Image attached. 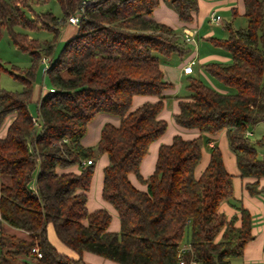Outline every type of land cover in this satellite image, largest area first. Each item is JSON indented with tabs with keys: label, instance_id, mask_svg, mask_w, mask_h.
I'll use <instances>...</instances> for the list:
<instances>
[{
	"label": "trees",
	"instance_id": "obj_1",
	"mask_svg": "<svg viewBox=\"0 0 264 264\" xmlns=\"http://www.w3.org/2000/svg\"><path fill=\"white\" fill-rule=\"evenodd\" d=\"M48 1L0 0V38L7 30L15 46L29 52L34 63L49 57L54 44L30 39L16 28L57 35L84 0H55L63 18L52 12L35 14L33 8ZM161 1L185 23L192 22L199 10V0H92L84 5L76 34L45 69L53 91H46L37 102L38 125L29 109L33 70L11 73L21 81V91L0 88V128L8 115L15 114L6 136L0 138V217L29 236L16 242L1 232L0 264H12L13 254L25 255L29 261L23 260L24 264H86L85 251L119 264H178V251L188 233L191 251L183 255L186 260L231 264L253 239L251 213L240 202L233 203L239 213L230 218L219 211L233 197V175L226 170L218 146L210 149L206 168L195 178L209 141L205 136L187 140L175 135L170 144L160 146L154 173L147 179L140 174L150 144L168 125L159 114L164 108L163 91L173 83L164 79L161 61L173 54L183 57L191 45L183 34L150 18ZM244 4L245 29L227 27L228 38L206 39L231 59L230 64L202 65L221 86L188 77L190 95L179 102L180 111L173 118L203 134L226 129L240 176L260 179L264 159L257 148L264 149V135L253 140L247 133L264 122V0H244ZM5 71L0 60V75ZM135 95L160 99L130 110ZM102 112L119 117L120 125L105 124L97 147H84L81 139L89 122ZM103 153L109 163L102 196L118 212V233L108 230L112 216L106 209L89 212L86 205L94 158ZM86 160L91 164H83ZM75 165L79 174L57 171ZM131 173L147 185V191L132 185ZM245 188L252 195H264L258 181L246 183ZM49 225L78 258L51 244ZM7 245L12 250H5ZM35 246L40 258L32 252Z\"/></svg>",
	"mask_w": 264,
	"mask_h": 264
},
{
	"label": "crops",
	"instance_id": "obj_2",
	"mask_svg": "<svg viewBox=\"0 0 264 264\" xmlns=\"http://www.w3.org/2000/svg\"><path fill=\"white\" fill-rule=\"evenodd\" d=\"M211 14L220 16L222 20L221 23L215 24L211 22L209 18ZM193 16L194 19L192 22H182L181 20H179L177 13L166 2L161 1L159 6L153 10V13L150 17L151 19L159 23L166 24L167 26L171 27L172 29L176 30L178 33L181 34H183L185 30L196 31L195 39L197 40V44L190 45V47H193L195 50L189 54V56L185 59L184 62H181L178 65L177 68H179L180 70L179 77L188 78L190 76H194L195 68L193 73L190 75H186L183 73V66L187 64V62H189L191 59H195L196 65L200 63L201 66L208 62H219L223 64L231 63L230 57H228L221 49L215 47L213 51H210L206 56L201 59H198L199 44L203 41H207L206 39L209 37H216V33L213 27H222V29H224V31L226 32L225 38L229 37V31L227 27H231L234 30L245 29L247 27L244 0H199V10L194 13ZM237 20L242 21L240 23L241 25H239L240 27L236 26L235 24ZM60 32L63 34L62 41L66 42L76 34L77 27L71 24H67L65 25V27L59 29V33ZM52 58H55L53 53L49 57H46L44 59H46V61L49 63ZM165 62L166 61L164 60L161 61V69L164 72V79L167 82H171L167 79L168 67ZM48 63L46 65L42 62V64L46 65V68L48 66ZM36 87L37 86H34L31 104H37L41 95H44L46 93L40 92L39 94H36ZM189 95L190 93L187 89L186 91H183V88H180L178 86L176 87L174 85L172 88L163 91L164 108L160 112L159 118L167 121V129L161 137H159L157 140L150 144L148 153L144 156L141 161L140 174L143 179H147L154 173L160 146L164 144H170L175 135H179L187 140L194 139L201 135L208 138L209 141L205 144L202 150L201 160L194 172L195 178H199L203 170L206 168L210 160V149L214 146H218L222 152L226 170L233 175V197L229 201L223 202L219 211L225 214L227 218H230L233 215L239 213L238 210L233 207V203L240 202L245 208L249 210L253 221V239L245 245L243 255L241 257L233 259L231 261V264H264V195H252L245 188L246 183H254L255 181L259 182V187H264V177H261L260 179H255L251 177L242 178L240 176L236 156L231 151L229 146L226 129H223L219 133L214 135L203 134L196 128H185L175 122L173 116L179 113L180 111L179 102L185 97H188ZM159 99L160 97L155 95H135L132 98L130 110H135L136 108L142 106L144 103L147 102L155 103ZM14 118V113L6 117L2 127L0 128V138H4L6 136L8 127L10 123L14 120ZM107 123L118 127L120 125V118L105 112L97 114L87 126V131L81 139L82 145L87 148H96L101 137L102 128ZM249 133L250 135H252V132L250 130ZM257 151L258 155L264 159V149L257 148ZM94 159V172L91 179L90 188L86 193L87 209L89 212H94L100 209H106L112 216L108 230L110 232L118 233L121 228V222L119 219L118 212L113 207V205L107 202L102 196V189L104 183V168L108 165L109 158L106 153H103L96 154ZM57 171L59 173L74 172L79 174L80 167L78 165H75L65 169L58 168ZM129 179L136 189L140 191H147V185L143 181H141L135 174H129ZM0 228L24 232L4 223L1 217ZM48 239L60 253L72 258H78V254L76 252L66 247L57 238L52 225H49L48 227ZM82 259L86 264H119L115 261L103 258L99 255L87 251L83 252Z\"/></svg>",
	"mask_w": 264,
	"mask_h": 264
},
{
	"label": "rangeland",
	"instance_id": "obj_3",
	"mask_svg": "<svg viewBox=\"0 0 264 264\" xmlns=\"http://www.w3.org/2000/svg\"><path fill=\"white\" fill-rule=\"evenodd\" d=\"M33 9L35 14L52 12L55 16L59 18H63L64 16L61 7L58 5V3L55 0H50L47 3L36 5ZM32 14H33V18H36V15L34 13ZM32 14L29 13V16H31ZM241 22H242L241 20H237L235 22L236 26L241 25L240 24ZM67 24H68L67 20L64 21V25L60 26L59 29L65 27V25ZM213 29L215 30L216 38L226 39L225 38L226 32L224 31V29H222V27L217 26V27H213ZM16 31L21 32L27 35L30 39H34L41 43L45 41L52 42L54 44L53 55L55 57L58 56V54L65 45V42L62 41L63 34L61 32L56 35L52 31H48L44 29H30L27 27H17ZM196 44H197V40H196ZM188 49L190 50V52L185 54L183 57H181L179 54H173L165 62L168 67L167 79L171 81V83H173L174 86L183 88V91H186L188 78L179 77L180 70L177 67L181 62L185 61V59L189 56L191 52L195 50L193 47H189ZM213 49L214 47L209 42L207 41L201 42L198 47V59L203 58L210 51H213ZM0 60L8 70L0 75V88L10 91H21L23 88L21 81L19 79H16L15 76L11 73L13 72L21 75L24 74L26 71L33 70L34 86H37L35 88L36 94H39L40 92L44 93L51 89L50 79L45 74L46 65L42 64V60L34 63L33 57L29 52H25L23 50L18 49L11 40L7 30L3 31L2 36L0 38ZM194 68H195L194 76L200 77L205 83H207L208 85L214 88L215 87L218 88L219 86H221V84L217 80L213 79L212 77H210L209 75L203 72L200 63L194 65ZM202 73H204L205 75ZM30 112L32 113V116L38 118L36 103L30 105ZM256 125L250 127V131L252 132L251 139L253 140L257 138L259 139L264 135V122H260L258 123L257 126ZM1 232L5 236L10 237V239L16 242L23 239L29 240V236L26 234V232L24 233V232L14 231L11 229L0 228V234ZM189 239H190V233L187 234L185 241L188 242ZM5 250H12V248L11 246L7 245L5 247ZM13 256L14 257L11 258L13 261L12 264H24L23 260H28V258L22 254H13Z\"/></svg>",
	"mask_w": 264,
	"mask_h": 264
},
{
	"label": "built area",
	"instance_id": "obj_4",
	"mask_svg": "<svg viewBox=\"0 0 264 264\" xmlns=\"http://www.w3.org/2000/svg\"><path fill=\"white\" fill-rule=\"evenodd\" d=\"M92 0H84L83 1V7L77 11L75 14H72L70 15L68 18H67V23L68 24H71L73 26H76L78 27V24L81 20V18L84 16V12H85V4L90 2ZM211 22L215 23V24H219L221 23V17L218 16V15H215V14H211L209 16ZM195 34H196V31H191V30H185L183 32V38L184 40L187 42V43H190V44H196V39H195ZM42 62L45 63L47 65V61L46 59H42ZM194 65H196V60L195 59H191L189 62H187V64H185L183 66V73L186 74V75H190L193 73L194 71ZM51 91H53V89H51ZM35 119V118H34ZM37 121V125H38V119L36 118L35 119ZM247 134L250 135V133L248 132ZM83 164H91V160H86L83 162ZM189 251H191V245L189 242H186L184 244H182L179 248V251H178V264H199V262H197L196 260L194 259H190L189 261L186 260L184 258V254L188 253ZM32 252L38 257L40 258L42 256L41 252L39 251V248L38 246H35L33 249H32Z\"/></svg>",
	"mask_w": 264,
	"mask_h": 264
}]
</instances>
